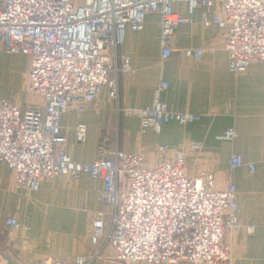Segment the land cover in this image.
<instances>
[{
    "label": "built area",
    "instance_id": "obj_1",
    "mask_svg": "<svg viewBox=\"0 0 264 264\" xmlns=\"http://www.w3.org/2000/svg\"><path fill=\"white\" fill-rule=\"evenodd\" d=\"M174 3H183L187 14L217 3L220 13L202 24L224 29L222 46L232 75L243 72L251 60L264 61V0H0V45L6 53L25 56L23 92L39 99L20 109L13 94L0 97V162L25 194L53 175L85 172L99 179L97 198L108 210L92 218L89 240L95 245L101 239L122 264H227L224 230L239 228L234 184L217 188L213 174L205 170L188 175L184 147L158 145L151 162L143 150L120 151L103 139L88 163L73 161L64 149L62 114L69 108H94L103 88L109 99L116 98L114 73L129 70L128 57L117 68L114 55L126 29L140 30L144 15L157 13L160 56L170 54L174 28L191 23L190 16L172 10ZM184 53L197 61L202 50ZM165 87L160 81L151 104L131 111L140 133L196 118L158 101ZM85 135V124H74V141L82 142ZM233 136L228 128L215 139L230 141ZM187 148L199 151L201 144L191 142ZM227 164L233 169L244 163L231 153ZM246 166L252 171L251 164ZM4 222L16 226L12 217ZM245 231L250 233L251 225ZM63 264H85V259L78 256Z\"/></svg>",
    "mask_w": 264,
    "mask_h": 264
},
{
    "label": "crops",
    "instance_id": "obj_2",
    "mask_svg": "<svg viewBox=\"0 0 264 264\" xmlns=\"http://www.w3.org/2000/svg\"><path fill=\"white\" fill-rule=\"evenodd\" d=\"M172 10L190 16L191 23L174 28L168 40L170 54L160 56L157 13L145 14L140 30L126 29L114 55L117 68L127 56L129 70L114 73L116 98L109 99L103 88L94 108L82 112L69 108L62 114L59 124L64 149L73 161L88 163L103 139L120 151L143 150L151 162L158 145L184 147L188 175L205 170L213 174L217 188L228 181L234 184L239 228L224 230L227 264H264V61L251 60L236 75L228 72L222 46L224 29L202 24L220 13L217 3L195 7L190 14L183 3H174ZM189 48L202 50L197 61L185 55ZM160 81L166 87L159 91L158 101L196 118L184 124L169 121L158 131L148 128L140 133L131 111L151 104ZM28 97L24 105L15 98L20 109L39 102L37 96ZM77 122L86 126L85 138L79 143L72 136ZM228 128L234 131L230 141L215 139ZM195 141L201 144L199 151L187 148ZM231 153H238L244 164L229 169ZM248 163L252 171H248ZM100 188L99 179L80 172L53 175L40 181L36 191L25 194L14 185L6 164L0 162V264H63L78 256L84 257L85 264H122L101 239L95 245L89 240L92 218L108 210L97 198ZM7 217L14 218L16 226L5 224ZM107 221L104 214L103 229ZM248 225L250 233L245 231Z\"/></svg>",
    "mask_w": 264,
    "mask_h": 264
},
{
    "label": "rangeland",
    "instance_id": "obj_3",
    "mask_svg": "<svg viewBox=\"0 0 264 264\" xmlns=\"http://www.w3.org/2000/svg\"><path fill=\"white\" fill-rule=\"evenodd\" d=\"M82 0H78L81 3ZM26 68L25 58L20 54L6 53L0 49V97L14 94L23 105L29 97L23 92Z\"/></svg>",
    "mask_w": 264,
    "mask_h": 264
}]
</instances>
